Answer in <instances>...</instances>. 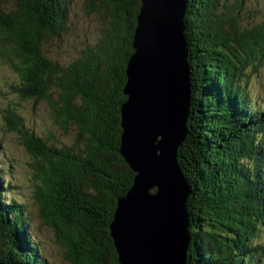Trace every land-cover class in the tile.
<instances>
[{"label":"trees","instance_id":"trees-1","mask_svg":"<svg viewBox=\"0 0 264 264\" xmlns=\"http://www.w3.org/2000/svg\"><path fill=\"white\" fill-rule=\"evenodd\" d=\"M74 3L0 0V57L17 78L16 100L42 104L58 130L72 132L71 143L57 138V129L36 133L11 106L2 126L29 155L36 217L63 261L119 264L109 224L134 176L119 153L120 107L139 0H77L93 14L97 37L79 40L75 55L62 60L51 48L67 44ZM244 4H187L191 113L177 151L193 210L185 264H257L264 252L253 257L264 248L256 242L264 231V109L245 90L249 74L264 63V15L244 24ZM197 51L201 58L191 55ZM3 175L0 170V262L46 264L31 239L27 207L3 198Z\"/></svg>","mask_w":264,"mask_h":264},{"label":"water","instance_id":"water-1","mask_svg":"<svg viewBox=\"0 0 264 264\" xmlns=\"http://www.w3.org/2000/svg\"><path fill=\"white\" fill-rule=\"evenodd\" d=\"M139 1L133 41L138 52L129 57L125 69L128 101L121 107L119 150L135 177L130 189L117 200L109 231L120 264L127 259L132 264H185L190 240L186 236L185 202L191 187L178 164L177 151L188 134L185 105L190 102L188 64L179 62L186 57L181 55L186 54L182 35L186 0ZM174 8L180 22L177 16L174 28L167 29ZM171 42L176 52L170 49ZM155 63L164 65L167 73L156 72ZM163 83L169 85V98L159 91ZM179 86L185 90H177ZM141 97L150 99L145 103L159 101L163 108L170 109L166 124H160L161 118L152 113L160 110L153 107L150 110L141 105L135 113L129 112Z\"/></svg>","mask_w":264,"mask_h":264},{"label":"rangeland","instance_id":"rangeland-1","mask_svg":"<svg viewBox=\"0 0 264 264\" xmlns=\"http://www.w3.org/2000/svg\"><path fill=\"white\" fill-rule=\"evenodd\" d=\"M72 2H75L70 5V8L72 9L71 13V18L72 19V31L70 35L68 36L67 44L63 47H60L58 50L55 48H51V50H55L54 54L59 56L60 59L64 60L67 58V56L73 57L75 55V50L78 48L79 40L83 41L85 43H93L96 40L97 37V31L95 30L94 26L91 24L89 20H92L93 14L87 15L85 10L81 8L82 5H76L77 0H71ZM187 4L188 0H186V8L184 9V14L183 15V20H182V35L184 38L185 45L183 47V54L185 59L179 60L180 64L183 65L185 63L188 64L189 68V75H190V82H189V97L187 96V100L190 101L188 106L185 105V100H183V103L185 105V108L188 109V113L190 115L191 113V94H192V84H191V70L189 66V61H188V44H187V38L185 34V27H186V13H187ZM140 8V1L138 4V11L139 12ZM244 10L246 12V16L243 17V22L244 24L247 23H252V21L259 17H257L258 14L261 16L264 15V0H245L244 4ZM183 11V10H182ZM257 11V12H255ZM137 16V15H136ZM180 17L179 12H177V8H174L172 11V15L170 17L169 22L166 21L167 23V29L169 28H174L175 22L174 20H177ZM90 18V19H89ZM97 19V18H96ZM180 22V18L178 19ZM174 22V24L172 23ZM180 24V23H179ZM135 26H136V18H135ZM131 36V55L136 54L138 51L134 48L133 46V41L135 40V35H134V30ZM79 37V38H78ZM78 38V39H76ZM141 40V37L138 35L137 39ZM75 40L74 44L71 43L72 40ZM171 50H175V45L172 44L170 46ZM142 51V50H141ZM66 52V53H65ZM191 55L196 58L195 56H199V58L202 57L201 53L199 51L191 53ZM3 60L0 57V170L3 175L2 179V188L5 190L4 194V199L6 201L12 200L15 204H19L21 206H26L28 209V212L26 211L27 214L31 217L28 223V229L29 233L31 236V239H33L39 246L40 248V254H42L43 258L45 259L46 264H66L63 259H62V251L59 248L57 244L54 243L53 238H52V233L49 228L46 226L42 225L40 221L36 217V207L33 202L32 198V191L33 188L31 187V183L29 181V155L25 152L23 147L21 146L20 142L18 141L17 136L14 133L11 132H6L3 130L2 122H3V114L6 113L5 109L13 107L16 111L20 109L21 113L24 114L25 119L28 121L29 125L33 127L34 131L39 134H42V128L44 127L43 131L45 132V126L52 131H54L56 128L55 124H52V122L48 119L47 115V110L46 108L42 105H32L31 102H25V103H18L17 98L15 93L13 92V89L11 86L15 83L16 77L13 75V72L10 71V69L1 61ZM195 62L197 63V60L195 59ZM196 68V66H195ZM185 72V69H184ZM187 75V74H186ZM205 76V75H204ZM206 80V79H205ZM206 82H208L206 80ZM126 83V81H125ZM204 85V84H203ZM206 85V84H205ZM183 86H186L183 83ZM125 87V84H124ZM124 87H123V96L125 97V100L122 102L121 107L124 103L128 101V95L124 92ZM177 90H185L182 89L180 86ZM245 90L247 91L248 98H251L255 96L254 102H256V106L258 109L263 110L264 109V63L262 66L258 69L255 70L254 72L249 74V78L247 79V85L245 87ZM191 93V94H190ZM202 96H205L204 93H201ZM142 98V97H141ZM218 99V98H217ZM259 101H258V100ZM257 100V101H256ZM142 107L145 106L144 99L142 98ZM130 102V101H129ZM250 102V101H249ZM19 104V105H18ZM129 104V103H128ZM121 107H120V117H121ZM184 108V109H185ZM136 109H140L137 107ZM184 110V114H185ZM189 115L187 118V123L189 119ZM42 122V126L40 127L38 125V122ZM121 125V123H120ZM50 130V131H51ZM123 132L122 125H121V133ZM56 137L59 139H63L65 142L71 143L72 139V132L69 131L67 135H64L62 131L60 130H55ZM121 137V135H120ZM185 141V140H184ZM120 150V147H119ZM120 155L121 152L119 151ZM122 156V155H121ZM124 159V158H123ZM30 163V162H29ZM129 166V165H128ZM130 168V167H129ZM131 169V168H130ZM132 171V170H131ZM133 172V171H132ZM134 174V173H133ZM135 176V175H134ZM133 176V180H134ZM7 184V185H6ZM133 184V181H132ZM131 184V186H132ZM5 186V187H4ZM130 186V187H131ZM130 189V188H129ZM128 189V190H129ZM126 194V193H125ZM190 195L187 196V200ZM122 197V196H121ZM120 198V197H119ZM118 200V199H117ZM187 200L185 204L187 205ZM118 202L116 201L113 216L111 221L114 219V216L116 215V208ZM124 204V201L122 202V205ZM119 205V204H118ZM187 208V206H186ZM188 214H192L193 210H188ZM191 216V215H190ZM196 224V223H195ZM192 220L188 219V225H187V233H191L192 231ZM110 234V232H109ZM190 236V235H189ZM191 240V236L189 237ZM113 242V241H112ZM256 242H264V231L259 235L258 239ZM113 244V243H112ZM114 246V244H113ZM189 247V246H188ZM115 248V246H114ZM189 249V248H188ZM264 248H261L259 251H255L253 253V257H257L260 251H263ZM116 251V248H115ZM117 254V252H116ZM118 257V254H117ZM256 260V259H255ZM254 261V260H253ZM186 263V261H185ZM253 264V263H252ZM257 264H264V252L261 255V258L258 259Z\"/></svg>","mask_w":264,"mask_h":264},{"label":"bare ground","instance_id":"bare-ground-1","mask_svg":"<svg viewBox=\"0 0 264 264\" xmlns=\"http://www.w3.org/2000/svg\"><path fill=\"white\" fill-rule=\"evenodd\" d=\"M159 47H162L161 45H159ZM154 67H155V71L156 72H158V73H163V72H166L167 73V70H165L164 71V68H165V66L164 65H162V66H160V65H157V63H155L154 64ZM169 75H171V74H169ZM168 87H169V85H167V84H165V83H163V84H160V87H159V91L161 92V93H163V94H165L164 96L165 97H168L169 98V96H168V93L170 94V92L168 91ZM191 94V93H190ZM146 100H150L149 98H145L144 99V101H146ZM134 101H131V103H133ZM143 101H137L136 103H133L131 106L133 107H129V112H131V113H135V111H138L136 108H134V107H139V106H141L143 103H142ZM145 105L148 107V109H150L151 110V107H153L155 110H160L159 112H152L154 115H156L157 117H159V118H161V121H160V124H166V121H167V119H166V116L168 115V113L170 112V109L169 108H163V106H162V104H161V102H159V101H153V102H151V101H148L147 103H145ZM126 162V161H125ZM135 175V174H134ZM135 177V176H134ZM133 203V202H132ZM122 209H125L124 207H123V205H122ZM186 213H187V216H188V219H189V214H188V211H187V208H186ZM190 234L189 233H187V235L186 236H189ZM190 237V236H189ZM190 243H191V240H189L188 241V246L190 245ZM189 248V247H188ZM187 253H188V249H187V252H186V257H187ZM182 260H183V258H182ZM118 262H119V260H118ZM119 264H120V262H119ZM123 264H132V262L130 261V259H127V260H125V262L123 263Z\"/></svg>","mask_w":264,"mask_h":264}]
</instances>
